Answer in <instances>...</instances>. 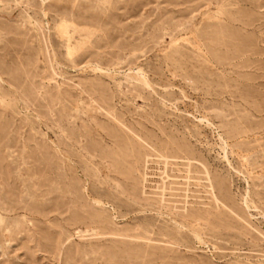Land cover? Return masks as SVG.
Returning <instances> with one entry per match:
<instances>
[{
    "label": "rangeland",
    "instance_id": "obj_1",
    "mask_svg": "<svg viewBox=\"0 0 264 264\" xmlns=\"http://www.w3.org/2000/svg\"><path fill=\"white\" fill-rule=\"evenodd\" d=\"M0 264H264V0H0Z\"/></svg>",
    "mask_w": 264,
    "mask_h": 264
},
{
    "label": "bare ground",
    "instance_id": "obj_2",
    "mask_svg": "<svg viewBox=\"0 0 264 264\" xmlns=\"http://www.w3.org/2000/svg\"><path fill=\"white\" fill-rule=\"evenodd\" d=\"M221 142H222V144H223V150H225V148H226V143H225V141L221 138ZM246 202V201H245Z\"/></svg>",
    "mask_w": 264,
    "mask_h": 264
}]
</instances>
